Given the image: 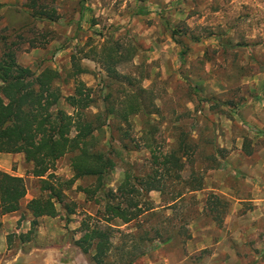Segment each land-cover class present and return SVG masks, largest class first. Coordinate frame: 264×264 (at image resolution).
Masks as SVG:
<instances>
[{
	"label": "rangeland",
	"instance_id": "1",
	"mask_svg": "<svg viewBox=\"0 0 264 264\" xmlns=\"http://www.w3.org/2000/svg\"><path fill=\"white\" fill-rule=\"evenodd\" d=\"M53 6L58 18L49 22L31 17L22 0H0V54L15 52L17 62L37 74L55 69L63 97L73 93L75 82L92 88L96 99L110 85L150 92L145 97L149 125L139 116L130 120L128 150L118 148L109 186L124 183V168L149 173L152 152L180 153L185 142L181 181L190 182L194 173L203 177V189L173 210L165 208L167 197L149 193L157 214L139 219L142 230L150 231L142 242L136 222H113L108 262L264 264V134L244 120L251 109L257 111L252 123L263 131L264 0H55ZM109 55L120 74L115 83L106 72ZM78 68L86 71L74 75ZM59 108L72 112L63 99ZM106 130L102 142L110 145ZM10 155L0 159V172L21 175L27 192L20 209L8 214L15 218L5 230L7 250L0 251V264L53 245L65 248L77 264H96L93 249L84 254L75 245L85 233L82 226L94 225L104 214V203L95 204L81 190L93 179L69 184L71 155L58 159L42 178L61 191L58 215L37 219L31 229L27 204L48 192L23 154ZM211 193L226 205L225 210L216 206L214 220L204 216L207 206L214 207L206 205ZM30 229V240L22 243L21 234ZM155 229L177 233L161 243Z\"/></svg>",
	"mask_w": 264,
	"mask_h": 264
},
{
	"label": "trees",
	"instance_id": "2",
	"mask_svg": "<svg viewBox=\"0 0 264 264\" xmlns=\"http://www.w3.org/2000/svg\"><path fill=\"white\" fill-rule=\"evenodd\" d=\"M22 1L33 18L49 22L58 18L57 9L53 6L55 0H50L49 3L44 0ZM108 58L110 60L106 62V72L109 82L115 83L120 74L114 69L111 55ZM85 71L78 68L74 75ZM60 77L50 67L37 74L30 68L21 66L15 52L6 51L0 54V153L23 154L25 161L33 165L32 175L45 184L43 191H47L48 195L33 198L27 204L33 217L31 229L37 225L38 218L58 215L56 204L62 202L61 191L42 178L50 175L48 172L58 159L71 155L73 177L69 184L78 179H93L89 187L81 190L95 204L104 203L103 217L98 218L94 225L84 224L82 230L85 233L75 241V245L84 254L93 249L92 260L96 264H113L107 260L112 248L113 222L119 221L125 225L136 222V229L143 231L137 236L142 242L150 231L144 228L142 230L139 219L145 215L150 217L157 214L152 200L148 197L149 193L155 191L163 198L167 197L165 208L173 210L182 201L192 199V193L203 189V177L194 173L191 174L190 182L181 181V174L185 170V142L180 153L172 151L156 156L152 152L151 157L155 164L152 163L153 166L147 174H134L130 168H124V183L116 189L110 187L109 177L117 165L118 148L128 150L124 140L130 135V120L139 116L144 127L149 125L148 118L152 112L145 97L150 92L144 88L121 89L110 85L102 98L99 94L100 98L96 99L92 88L82 82H75L73 93L63 97L57 85ZM61 99L72 112L59 108ZM99 101L102 106L97 104ZM91 109L96 112L91 113ZM111 121L114 127H110ZM108 128L110 145L102 142L106 133H109L106 130ZM175 181L178 183L175 184ZM26 192V183L22 177L0 172V214L18 211ZM142 198L145 200H141ZM222 199L216 194H209L206 205L214 204V207L207 206L204 216L214 220L217 217L213 216L216 206L225 210L226 205ZM31 229L26 234H21L22 243L30 240L28 235L32 233ZM176 231L155 229L154 232L161 243H166L174 240Z\"/></svg>",
	"mask_w": 264,
	"mask_h": 264
},
{
	"label": "crops",
	"instance_id": "3",
	"mask_svg": "<svg viewBox=\"0 0 264 264\" xmlns=\"http://www.w3.org/2000/svg\"><path fill=\"white\" fill-rule=\"evenodd\" d=\"M254 102H248L247 104L251 105ZM254 107L256 105L254 104ZM257 111H254L251 109L249 111V115L245 117V121L247 124L255 130V132L264 134V129L259 130V128L256 126V124H253L252 121H256V119L253 116V113H256ZM10 154L7 153H0V159H9ZM16 176H21L18 174H14ZM237 203L243 202L245 200L236 199ZM251 201V200H250ZM15 213V212H14ZM12 214V213H10ZM245 215H241L243 217ZM8 214L0 215V251L4 249L7 250V242H6V229L11 225V222L13 221L15 217L13 218ZM46 218V216H43ZM42 218V217H40ZM39 219V218H38ZM1 223H3L1 225ZM65 248H62V246H45V247H35L31 249V251L26 253H19L13 258V260L6 262V264H77L76 258H73L71 256H68L67 252L64 251Z\"/></svg>",
	"mask_w": 264,
	"mask_h": 264
}]
</instances>
